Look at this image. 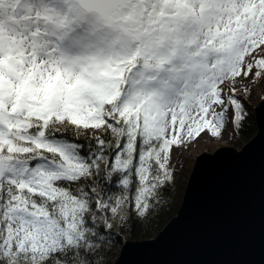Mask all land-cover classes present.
Instances as JSON below:
<instances>
[{
  "label": "snow or ice",
  "instance_id": "obj_1",
  "mask_svg": "<svg viewBox=\"0 0 264 264\" xmlns=\"http://www.w3.org/2000/svg\"><path fill=\"white\" fill-rule=\"evenodd\" d=\"M260 81L264 0H0V264H112Z\"/></svg>",
  "mask_w": 264,
  "mask_h": 264
},
{
  "label": "water",
  "instance_id": "obj_2",
  "mask_svg": "<svg viewBox=\"0 0 264 264\" xmlns=\"http://www.w3.org/2000/svg\"><path fill=\"white\" fill-rule=\"evenodd\" d=\"M254 108L257 132L244 155L220 147L202 162L161 235L130 241L117 264H264V99Z\"/></svg>",
  "mask_w": 264,
  "mask_h": 264
},
{
  "label": "trees",
  "instance_id": "obj_3",
  "mask_svg": "<svg viewBox=\"0 0 264 264\" xmlns=\"http://www.w3.org/2000/svg\"><path fill=\"white\" fill-rule=\"evenodd\" d=\"M257 132L256 122L250 117L247 116L245 121V128L242 132H238L235 135L234 143L238 147H241L243 142H248ZM184 192L182 190H177L170 197H166L165 203L162 205V211L158 216H156L151 221H146L143 223L133 222L135 224V235L131 237H126V240L129 241H140L153 238L156 233H158L176 214L180 208L181 198ZM121 245H117L115 249L111 252V261L112 264L116 260L117 255L120 252Z\"/></svg>",
  "mask_w": 264,
  "mask_h": 264
},
{
  "label": "rangeland",
  "instance_id": "obj_4",
  "mask_svg": "<svg viewBox=\"0 0 264 264\" xmlns=\"http://www.w3.org/2000/svg\"><path fill=\"white\" fill-rule=\"evenodd\" d=\"M255 96H258L259 100H253ZM243 103L245 104L247 116H250L253 120L256 118L255 114V108L254 106H257L260 101L264 99V81L257 82L254 85H251V92L250 95L247 96V98H243ZM236 135V134H235ZM235 135L233 137L232 135V129L229 128L228 133L225 135V138L223 140H208V137H205V142H201L195 149H193L194 154H199L200 152L205 151V148H207V151L209 154H212L215 152L216 149L220 147H234L235 149H241L243 145L246 144V142H243L241 147H238L235 145ZM254 137V136H253ZM183 197V195H182ZM181 198V197H180ZM182 200V198H181ZM157 233L155 234V236ZM154 236V237H155ZM118 256V255H117Z\"/></svg>",
  "mask_w": 264,
  "mask_h": 264
},
{
  "label": "bare ground",
  "instance_id": "obj_5",
  "mask_svg": "<svg viewBox=\"0 0 264 264\" xmlns=\"http://www.w3.org/2000/svg\"><path fill=\"white\" fill-rule=\"evenodd\" d=\"M256 99L259 100V99H258V96H255L253 100H256Z\"/></svg>",
  "mask_w": 264,
  "mask_h": 264
}]
</instances>
